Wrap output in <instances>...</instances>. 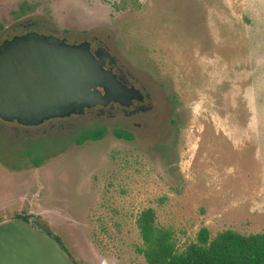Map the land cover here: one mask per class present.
I'll return each mask as SVG.
<instances>
[{
	"label": "rangeland",
	"instance_id": "rangeland-1",
	"mask_svg": "<svg viewBox=\"0 0 264 264\" xmlns=\"http://www.w3.org/2000/svg\"><path fill=\"white\" fill-rule=\"evenodd\" d=\"M32 29L97 38L153 110L0 120L5 149L40 140L48 155L38 169L0 162V220L28 217L77 264H147L136 219L150 208L179 248L202 228L264 233V0H0V44ZM93 128L108 135L75 143Z\"/></svg>",
	"mask_w": 264,
	"mask_h": 264
},
{
	"label": "water",
	"instance_id": "water-1",
	"mask_svg": "<svg viewBox=\"0 0 264 264\" xmlns=\"http://www.w3.org/2000/svg\"><path fill=\"white\" fill-rule=\"evenodd\" d=\"M109 53L28 32L0 44V120L38 127L119 102L123 88L104 68ZM0 264H77L60 242L22 219L0 222Z\"/></svg>",
	"mask_w": 264,
	"mask_h": 264
},
{
	"label": "trees",
	"instance_id": "trees-1",
	"mask_svg": "<svg viewBox=\"0 0 264 264\" xmlns=\"http://www.w3.org/2000/svg\"><path fill=\"white\" fill-rule=\"evenodd\" d=\"M112 134L118 139H132V135L127 132L114 130ZM107 135L106 129L93 128L80 134L75 143L82 145L87 141H99ZM44 145L40 140H27L22 143L21 151L11 152L3 147L0 138V162L4 166L13 162L9 164L12 170L29 166L38 169L48 158ZM24 161L22 166L16 165V162ZM13 219H22L33 227L37 226L26 216ZM136 227L141 239V246L137 250L147 264H264V233L241 234L225 230L211 236L208 229L202 228L194 241L179 248L173 232L157 224L155 212L151 208L141 211L136 219ZM44 232L52 235L48 231ZM53 237L68 252L61 239Z\"/></svg>",
	"mask_w": 264,
	"mask_h": 264
},
{
	"label": "flooded vegetation",
	"instance_id": "flooded-vegetation-1",
	"mask_svg": "<svg viewBox=\"0 0 264 264\" xmlns=\"http://www.w3.org/2000/svg\"><path fill=\"white\" fill-rule=\"evenodd\" d=\"M28 32H36L41 35L54 36L59 38L53 32L45 34L44 32H41V30L39 29H32L30 31H27L26 33ZM92 41L95 42L93 47H92ZM92 41H88V42L90 44V49L93 53L98 52L100 50H102L103 53L104 51L109 53L110 58L108 57L106 59L104 68L110 71L116 77V80L120 83L121 87L123 88L124 95L126 97L127 105L122 106L119 102H111L106 106H97L92 109H86L84 114L78 117H84L86 115L90 116L91 118L94 116L112 117L117 114H121L124 117H131V116H136L138 114L145 115L147 113L152 112L153 105L151 102L150 95L149 93H147V87L139 84L138 81L137 83L135 82L134 80L135 78L133 76H130L129 73L126 72L125 67L122 64H120L119 60L111 53V51L108 49L106 45H104L101 41H98L97 38L92 39ZM156 117L153 116V118L151 119L142 120V123L140 122L139 124H136V126L138 127L143 126L145 128H148L150 122L153 123L154 120L156 121L158 120V118ZM148 120L150 121L149 124H148Z\"/></svg>",
	"mask_w": 264,
	"mask_h": 264
},
{
	"label": "crops",
	"instance_id": "crops-1",
	"mask_svg": "<svg viewBox=\"0 0 264 264\" xmlns=\"http://www.w3.org/2000/svg\"><path fill=\"white\" fill-rule=\"evenodd\" d=\"M253 55H254V56H257V55H255L254 53L252 54V59H251V63H252V64L254 63ZM260 56H261V55H260ZM256 63L258 64V61H255V64H256ZM259 66H261L262 70H264V60H262V63H259L257 67H259ZM262 70H261V71H262ZM261 74H262V73L260 72V75H261ZM257 121H258V120H257ZM257 129L260 130V127H257ZM261 130H262V129H261Z\"/></svg>",
	"mask_w": 264,
	"mask_h": 264
}]
</instances>
